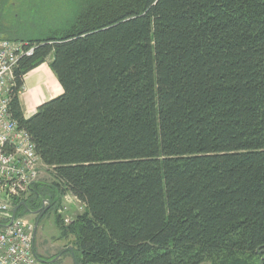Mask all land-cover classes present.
<instances>
[{"label": "trees", "instance_id": "1", "mask_svg": "<svg viewBox=\"0 0 264 264\" xmlns=\"http://www.w3.org/2000/svg\"><path fill=\"white\" fill-rule=\"evenodd\" d=\"M56 7L47 37L11 38L34 47L11 113L54 176L17 216L47 201L74 264H264V0ZM46 63L63 94L27 118L25 78ZM66 194L85 207L69 226Z\"/></svg>", "mask_w": 264, "mask_h": 264}, {"label": "built area", "instance_id": "2", "mask_svg": "<svg viewBox=\"0 0 264 264\" xmlns=\"http://www.w3.org/2000/svg\"><path fill=\"white\" fill-rule=\"evenodd\" d=\"M33 52L27 41L0 39V264H57L37 254L35 224L27 217L16 215L13 219L16 202L28 200L32 186L48 169L31 135L14 120L10 109L15 70L20 60ZM71 207H77L75 215H70ZM84 208L76 196L66 194L58 214L69 226Z\"/></svg>", "mask_w": 264, "mask_h": 264}, {"label": "rangeland", "instance_id": "3", "mask_svg": "<svg viewBox=\"0 0 264 264\" xmlns=\"http://www.w3.org/2000/svg\"><path fill=\"white\" fill-rule=\"evenodd\" d=\"M56 5L57 0H0V29L1 31H5V34L9 35V37L7 35L3 37H8L10 38L9 40H11V38L18 39V37L34 40L44 39L51 33L53 27L61 23V19L59 21V18L54 15L57 9ZM41 7H49V10L51 9L50 14L54 16L52 17L50 15L49 19L45 17V12L43 11V14L41 13ZM51 59L52 56L49 58V61H51ZM26 78L29 79V75ZM56 88H58V85H56ZM34 94L40 98L38 105H43L45 102L47 103L59 97L53 96L46 85L43 89H38ZM20 98L23 102L27 101L29 104L28 91L25 86L21 91ZM34 100L36 101L35 98ZM25 114L27 118H30L35 113L30 115L25 109ZM53 177L52 172L48 171L46 168L41 175V182L52 184L54 183ZM76 211L77 207H73L70 215H75ZM26 217L36 224L34 216L27 215ZM56 222L55 209H52L39 222L36 234L37 252L40 256L48 260L60 255L57 257L59 258L56 262L57 264H74L71 254L64 253L67 248L72 249L74 238H65Z\"/></svg>", "mask_w": 264, "mask_h": 264}, {"label": "crops", "instance_id": "4", "mask_svg": "<svg viewBox=\"0 0 264 264\" xmlns=\"http://www.w3.org/2000/svg\"><path fill=\"white\" fill-rule=\"evenodd\" d=\"M3 36L4 35L0 34V38L3 39L4 38ZM42 67H48L49 68V65L46 63V64L42 65L40 68H42ZM40 68H38V69H40ZM38 69H36V70H38ZM28 75H30V73ZM53 77H54V79H55L56 82H51L50 83L51 85H47L42 80L37 81L36 79H30V78L27 79V78H25V88L28 91L29 104L27 103V101L24 100L25 102H23V105H24V108L27 110V113H29L30 115L36 113V111L39 108V106L42 105V104H39L38 105V103L40 102V98L37 97L34 94V92H37L38 89L41 90L46 85L50 89L51 93L54 94L53 96H60L61 94H63V88H62V86L58 82V80L55 77V75ZM56 85H58L59 88H56ZM34 98L36 99V101L34 100ZM23 99H25V98H23ZM36 248H37V246H36Z\"/></svg>", "mask_w": 264, "mask_h": 264}, {"label": "bare ground", "instance_id": "5", "mask_svg": "<svg viewBox=\"0 0 264 264\" xmlns=\"http://www.w3.org/2000/svg\"><path fill=\"white\" fill-rule=\"evenodd\" d=\"M53 73L48 67H42L38 70H35L30 73L29 78L30 79H36L37 81L42 80L44 81L47 85H51V82H55V79L53 77ZM59 88V87H58ZM52 95H54L52 93Z\"/></svg>", "mask_w": 264, "mask_h": 264}, {"label": "water", "instance_id": "6", "mask_svg": "<svg viewBox=\"0 0 264 264\" xmlns=\"http://www.w3.org/2000/svg\"><path fill=\"white\" fill-rule=\"evenodd\" d=\"M49 210V208H47L45 211H44V208H43V212L41 213V210L40 211H37V212H32V214H34V215H38V214H40L41 213V216H40V218H39V220L36 222V230L38 229V226H39V222H40V219H41V217L44 215V213L46 212V211H48ZM16 215H17V210L15 211V213H14V217H13V219L16 217ZM59 259V258H58ZM57 259V260H58Z\"/></svg>", "mask_w": 264, "mask_h": 264}, {"label": "flooded vegetation", "instance_id": "7", "mask_svg": "<svg viewBox=\"0 0 264 264\" xmlns=\"http://www.w3.org/2000/svg\"><path fill=\"white\" fill-rule=\"evenodd\" d=\"M35 217V222L39 220V216H34Z\"/></svg>", "mask_w": 264, "mask_h": 264}]
</instances>
